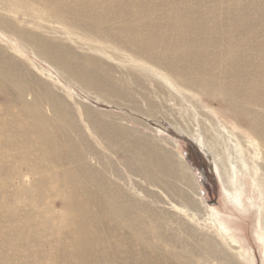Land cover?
I'll use <instances>...</instances> for the list:
<instances>
[{
	"label": "bare ground",
	"instance_id": "6f19581e",
	"mask_svg": "<svg viewBox=\"0 0 264 264\" xmlns=\"http://www.w3.org/2000/svg\"><path fill=\"white\" fill-rule=\"evenodd\" d=\"M263 35L264 0H0V264H195L194 247L163 224L170 193L191 204L176 180L182 155L171 162L88 94L31 72L20 52L136 106L169 100L156 68L219 97L252 125L264 172ZM211 221L196 238L201 264H252L223 250L226 230Z\"/></svg>",
	"mask_w": 264,
	"mask_h": 264
},
{
	"label": "rangeland",
	"instance_id": "374dc122",
	"mask_svg": "<svg viewBox=\"0 0 264 264\" xmlns=\"http://www.w3.org/2000/svg\"><path fill=\"white\" fill-rule=\"evenodd\" d=\"M16 45L22 51L20 45ZM27 52L20 53L23 65L31 72L45 79L52 77L70 89L88 94L91 97L88 101L96 107L109 108L119 127L130 128L148 143L167 151L171 162L179 161L177 153L182 155L185 165L177 163L176 180L187 192L191 204L166 188L173 200H169V208L164 209L163 224L172 229L169 238L174 237V241L180 243L186 241L188 247H194L196 251L189 255L193 263L201 264L199 248L203 243L196 238L206 226H213L211 219H216L226 230L227 242L231 243L220 240L223 250L234 255L240 251L243 256L252 257V264H264V245L259 240L264 236L262 153L246 117L233 114L219 97L188 88L160 68L154 67L157 80L169 100L150 108L136 106L127 97L109 93L104 88L81 90L75 80H65L53 64ZM102 101L111 104L105 105ZM97 139L101 148H113L120 153L119 141ZM194 140L199 142L206 157ZM19 159L24 161L25 156L21 155ZM195 187L200 199L196 197ZM179 222H185L189 228L182 230L177 227ZM168 227H164V231H169ZM220 253L222 257L227 254L222 250ZM147 261L153 262V257L149 256Z\"/></svg>",
	"mask_w": 264,
	"mask_h": 264
},
{
	"label": "water",
	"instance_id": "95a60500",
	"mask_svg": "<svg viewBox=\"0 0 264 264\" xmlns=\"http://www.w3.org/2000/svg\"><path fill=\"white\" fill-rule=\"evenodd\" d=\"M199 149V148H198ZM200 151V150H199ZM201 152V151H200Z\"/></svg>",
	"mask_w": 264,
	"mask_h": 264
}]
</instances>
